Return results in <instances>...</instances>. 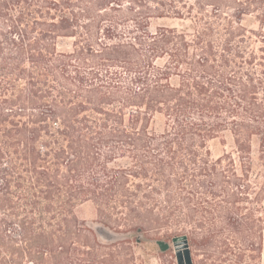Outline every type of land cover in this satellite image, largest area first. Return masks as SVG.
<instances>
[{
  "label": "trees",
  "instance_id": "16d2710c",
  "mask_svg": "<svg viewBox=\"0 0 264 264\" xmlns=\"http://www.w3.org/2000/svg\"><path fill=\"white\" fill-rule=\"evenodd\" d=\"M186 13L192 29H152ZM253 14L264 23V0H0V264L125 248L80 222L86 202L136 241L151 227L189 226L196 244L226 225L261 227L264 31L244 25ZM226 131L235 150L214 159L208 144Z\"/></svg>",
  "mask_w": 264,
  "mask_h": 264
},
{
  "label": "rangeland",
  "instance_id": "374dc122",
  "mask_svg": "<svg viewBox=\"0 0 264 264\" xmlns=\"http://www.w3.org/2000/svg\"><path fill=\"white\" fill-rule=\"evenodd\" d=\"M227 3L230 4L231 2L227 1ZM226 10L231 11L230 9ZM151 21L152 29H155L157 25H173L179 28L192 29L194 25V19L187 13L183 18L166 16L153 18ZM243 23L250 29L264 31V23L261 24L254 14L244 16ZM260 40V38H255L254 47L262 45ZM72 43L73 39H60L59 48L70 50ZM163 124L164 118L158 114L151 123V129L161 130ZM208 148L214 159L235 150L231 133L226 131L212 139ZM255 157L256 169H260L257 155ZM76 215L83 225L86 223V225L96 228L98 239L102 243L110 244L121 241V246L125 248L121 251L104 248L100 252H95V255H73L68 258V264H179L172 234L188 235L187 232H191V228L186 225H182V228L175 225L162 228L151 227L143 234L141 241H136L134 238H129L127 233H117L104 227L99 222L100 218L91 202L80 204L76 208ZM97 228L108 230L112 233L113 238H104ZM231 230L232 228L226 225V235L215 237L210 244H196L188 236L194 264H264V223L261 227L258 225L253 228V232H249L250 234L247 235L234 234ZM159 239L169 241L171 247L162 251L157 243ZM88 245H95V241L90 238ZM24 259L30 261V258Z\"/></svg>",
  "mask_w": 264,
  "mask_h": 264
},
{
  "label": "water",
  "instance_id": "95a60500",
  "mask_svg": "<svg viewBox=\"0 0 264 264\" xmlns=\"http://www.w3.org/2000/svg\"><path fill=\"white\" fill-rule=\"evenodd\" d=\"M99 233L106 239H111L112 233L108 230L97 228ZM158 245L162 251H166L171 247V243L169 241L159 239L157 240ZM173 244L175 246L176 255L179 264H194L193 255L189 243L188 235H178L173 238Z\"/></svg>",
  "mask_w": 264,
  "mask_h": 264
}]
</instances>
